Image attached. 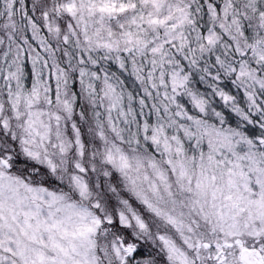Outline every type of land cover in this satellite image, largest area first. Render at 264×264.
Returning <instances> with one entry per match:
<instances>
[{"label":"snow or ice","instance_id":"6c2138e0","mask_svg":"<svg viewBox=\"0 0 264 264\" xmlns=\"http://www.w3.org/2000/svg\"><path fill=\"white\" fill-rule=\"evenodd\" d=\"M0 264H264V0H0Z\"/></svg>","mask_w":264,"mask_h":264}]
</instances>
